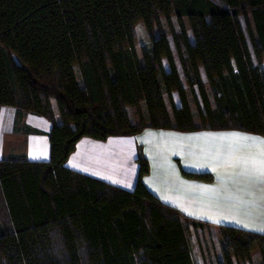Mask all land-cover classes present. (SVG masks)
I'll return each mask as SVG.
<instances>
[{"label":"trees","instance_id":"16d2710c","mask_svg":"<svg viewBox=\"0 0 264 264\" xmlns=\"http://www.w3.org/2000/svg\"><path fill=\"white\" fill-rule=\"evenodd\" d=\"M3 106L17 131L40 132L28 114L52 128L49 160H0V264H195L190 235L211 228L147 188L142 146L133 190L66 163L85 136H264V0H0ZM216 230L218 264H264V234Z\"/></svg>","mask_w":264,"mask_h":264},{"label":"crops","instance_id":"0c3cea01","mask_svg":"<svg viewBox=\"0 0 264 264\" xmlns=\"http://www.w3.org/2000/svg\"><path fill=\"white\" fill-rule=\"evenodd\" d=\"M1 109L0 160L21 153L30 160H49L52 124L48 118L26 115L25 124L40 132L25 134L21 129L17 131L14 117L9 128H2ZM244 136L264 140L263 135L241 130L184 133L155 128L106 140L85 136L77 142L66 165L133 190L139 172L137 150L142 146L150 163V173L143 181L163 203L214 230L230 226L264 234L260 230L264 228V184L259 183V173L253 167V162L258 168V162L264 159V144L239 138ZM184 172L210 173L212 179L192 178Z\"/></svg>","mask_w":264,"mask_h":264},{"label":"rangeland","instance_id":"374dc122","mask_svg":"<svg viewBox=\"0 0 264 264\" xmlns=\"http://www.w3.org/2000/svg\"><path fill=\"white\" fill-rule=\"evenodd\" d=\"M218 1L219 0H217V2ZM244 21L245 19L243 17H240V22L242 26L245 28L246 22ZM136 27H137L138 43H139L138 52H140L141 47L147 44L148 39L143 26L139 24ZM178 99H179L178 96L175 94L174 100L177 102V104H179ZM3 107L4 109L2 108L3 111L1 116V125L3 129H6L9 128L10 126L9 121H11L13 117L16 118L17 109L13 106L10 107L3 106ZM137 110L135 108L131 109V114L133 118L137 117L136 114ZM216 234H217V230L214 229H207L205 232L203 231L192 232L190 236L192 239V245H193L192 248H193V256H194L195 264H218V262L222 260L220 239Z\"/></svg>","mask_w":264,"mask_h":264},{"label":"snow or ice","instance_id":"6c2138e0","mask_svg":"<svg viewBox=\"0 0 264 264\" xmlns=\"http://www.w3.org/2000/svg\"><path fill=\"white\" fill-rule=\"evenodd\" d=\"M233 136H237V134H232ZM241 139L244 140H251L253 141V143H259V144H264V140H259L256 137H248V136H244V137H239ZM258 168H257V162H253V167L256 168V170L259 173V183L264 184V159H261L258 162ZM261 231H264V228L260 229Z\"/></svg>","mask_w":264,"mask_h":264}]
</instances>
